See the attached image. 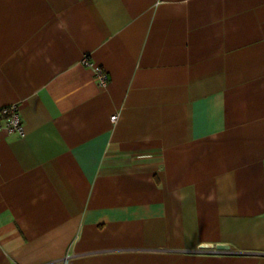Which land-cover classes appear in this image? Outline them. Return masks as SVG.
Listing matches in <instances>:
<instances>
[{
    "label": "crops",
    "instance_id": "0c3cea01",
    "mask_svg": "<svg viewBox=\"0 0 264 264\" xmlns=\"http://www.w3.org/2000/svg\"><path fill=\"white\" fill-rule=\"evenodd\" d=\"M15 104L0 264H264V0H0Z\"/></svg>",
    "mask_w": 264,
    "mask_h": 264
},
{
    "label": "built area",
    "instance_id": "2783aa9c",
    "mask_svg": "<svg viewBox=\"0 0 264 264\" xmlns=\"http://www.w3.org/2000/svg\"><path fill=\"white\" fill-rule=\"evenodd\" d=\"M82 64L92 69L98 87L105 88L107 86L108 75L102 68L93 66L87 56H84ZM115 120L116 116H111V121L114 122ZM1 130L10 134H17L21 137L24 136V129L17 104L0 108V131Z\"/></svg>",
    "mask_w": 264,
    "mask_h": 264
},
{
    "label": "water",
    "instance_id": "95a60500",
    "mask_svg": "<svg viewBox=\"0 0 264 264\" xmlns=\"http://www.w3.org/2000/svg\"><path fill=\"white\" fill-rule=\"evenodd\" d=\"M223 249H225L224 246H218L217 247V250H223Z\"/></svg>",
    "mask_w": 264,
    "mask_h": 264
}]
</instances>
